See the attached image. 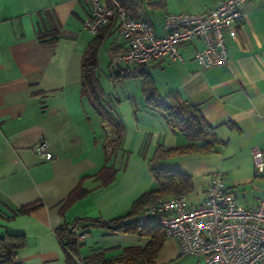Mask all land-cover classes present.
<instances>
[{"label": "crops", "instance_id": "obj_1", "mask_svg": "<svg viewBox=\"0 0 264 264\" xmlns=\"http://www.w3.org/2000/svg\"><path fill=\"white\" fill-rule=\"evenodd\" d=\"M220 1L164 0L161 10H148L144 17L161 35L167 13L205 12ZM240 11L237 37H225L226 64L201 67L194 52L203 42L195 38L178 47L181 59H158L143 69L161 96L178 92L198 105L224 142L212 152L158 160L159 167L191 177L192 190L184 195L188 208L202 202L215 172L222 173L239 203L255 207L264 200V170L254 173L250 153L252 148L264 150V0L244 2ZM87 14L82 0H0V237L25 239L14 261H3L0 246V264H66L55 229L78 218L108 221L124 216L134 200L156 188L148 162L158 145L186 141L145 105L141 78L135 75L139 67L113 63L125 48L114 26L99 29L104 37L97 77L110 86L122 79L126 86L117 94L102 86L109 115L100 114L90 96L82 94V55L96 35L83 25ZM41 140L50 159L34 152ZM104 165L117 171L112 182L100 187L95 175ZM78 183L88 193L63 207ZM34 201L40 206L18 212ZM76 230L87 233L77 240L80 264L93 251L103 250L109 257L149 242L148 236L124 231L80 225ZM154 264H203V259L180 253L176 238L165 235Z\"/></svg>", "mask_w": 264, "mask_h": 264}, {"label": "built area", "instance_id": "obj_2", "mask_svg": "<svg viewBox=\"0 0 264 264\" xmlns=\"http://www.w3.org/2000/svg\"><path fill=\"white\" fill-rule=\"evenodd\" d=\"M88 7L84 27L92 34L114 26L124 39L125 48L113 63L150 67L158 59H181L178 47L195 38L203 46L194 59L204 68L226 64L229 60L225 37H237L242 21L240 5L249 0H221L205 12L167 13L163 34L145 19L130 17L118 0H82ZM34 152L46 159L52 157L45 141H39ZM254 173L264 170V150H250ZM156 216L167 237L176 238L180 253L201 256L203 264H261L264 261V200L255 207L237 201L226 187L222 173L212 174L200 204L188 208L184 195L158 198L147 204L135 219V225ZM77 240L87 233L75 231ZM16 259V257H15ZM14 259V260H15Z\"/></svg>", "mask_w": 264, "mask_h": 264}, {"label": "trees", "instance_id": "obj_3", "mask_svg": "<svg viewBox=\"0 0 264 264\" xmlns=\"http://www.w3.org/2000/svg\"><path fill=\"white\" fill-rule=\"evenodd\" d=\"M118 1L130 17L148 21L149 19L144 17L146 11L161 10L165 5L164 0ZM103 37L104 31L98 32L83 52L81 60V92L90 96L92 103L100 111V114L109 115L110 113L103 106L105 100L104 90L97 77L99 66L98 51ZM136 74L141 78V93L144 97L145 105L155 110L165 120L171 131L182 133L186 141L183 144L171 147L158 145L153 157L148 162V168L155 180L156 188L144 192L134 200L130 210L124 216L108 221L78 218L72 223L64 222L55 229V234L61 242L66 255V264H80L78 260L81 243L77 241L74 231L77 225L124 231L149 237V242L145 246L125 247L121 250V253L115 256L106 257L103 250L93 251L82 260L84 264H154L156 254L165 239L164 232L161 230V225L157 218H152L148 223L141 225L140 229L135 225V220H127L136 216L147 204L158 198L168 195H186L192 190V179L189 175L159 167L157 165L158 160L190 152H212L216 147L224 144L222 140L216 137L212 127L201 114L198 105L191 103L178 92H170L165 96H161L156 89L153 78L148 72L139 68L135 72ZM121 76L123 78L126 77V75ZM127 76L132 77V74H128ZM112 120L114 121V117L110 118V122ZM117 145V143L113 144L114 150ZM146 145L147 139L142 146L143 149H145ZM116 171L114 167L104 165L95 175V178L100 181L99 186L103 187L112 182ZM87 193L88 190L83 188L81 183H78L67 195L63 207L85 196ZM39 206L40 202L34 201L20 207L18 212H29ZM70 226H73V228H70ZM24 243L25 239L23 235L10 234L6 237H0L3 261H14L15 251L22 247Z\"/></svg>", "mask_w": 264, "mask_h": 264}, {"label": "rangeland", "instance_id": "obj_4", "mask_svg": "<svg viewBox=\"0 0 264 264\" xmlns=\"http://www.w3.org/2000/svg\"><path fill=\"white\" fill-rule=\"evenodd\" d=\"M158 11V10H156ZM157 14H160V12H158ZM107 79H101L100 80V83H101V86L105 87L107 90L109 89L110 91L113 92V94H117L118 92L121 91V89L123 88L124 89V86H126V83L125 84H122L123 80L122 79H119V80H116V82L113 84V86H110L109 84H107ZM133 82V81H131ZM116 87V88H114ZM114 88V89H113Z\"/></svg>", "mask_w": 264, "mask_h": 264}, {"label": "water", "instance_id": "obj_5", "mask_svg": "<svg viewBox=\"0 0 264 264\" xmlns=\"http://www.w3.org/2000/svg\"><path fill=\"white\" fill-rule=\"evenodd\" d=\"M70 228H73V226H70Z\"/></svg>", "mask_w": 264, "mask_h": 264}]
</instances>
